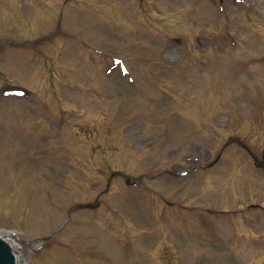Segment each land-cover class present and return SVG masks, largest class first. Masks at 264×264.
Wrapping results in <instances>:
<instances>
[{
	"label": "rangeland",
	"instance_id": "rangeland-1",
	"mask_svg": "<svg viewBox=\"0 0 264 264\" xmlns=\"http://www.w3.org/2000/svg\"><path fill=\"white\" fill-rule=\"evenodd\" d=\"M259 1L0 0V231L28 264H264V211L231 212L264 204Z\"/></svg>",
	"mask_w": 264,
	"mask_h": 264
},
{
	"label": "water",
	"instance_id": "water-1",
	"mask_svg": "<svg viewBox=\"0 0 264 264\" xmlns=\"http://www.w3.org/2000/svg\"><path fill=\"white\" fill-rule=\"evenodd\" d=\"M0 264H16L15 254L11 246L0 238Z\"/></svg>",
	"mask_w": 264,
	"mask_h": 264
},
{
	"label": "bare ground",
	"instance_id": "bare-ground-1",
	"mask_svg": "<svg viewBox=\"0 0 264 264\" xmlns=\"http://www.w3.org/2000/svg\"><path fill=\"white\" fill-rule=\"evenodd\" d=\"M18 260H19L18 261V264H26V259H25L23 253H21V254L18 255Z\"/></svg>",
	"mask_w": 264,
	"mask_h": 264
}]
</instances>
